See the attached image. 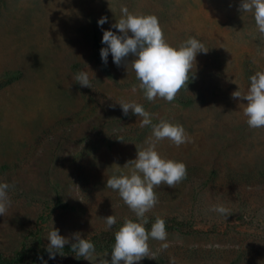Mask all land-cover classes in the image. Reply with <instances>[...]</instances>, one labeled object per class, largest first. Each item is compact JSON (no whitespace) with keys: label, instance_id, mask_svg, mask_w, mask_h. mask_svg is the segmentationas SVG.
I'll list each match as a JSON object with an SVG mask.
<instances>
[{"label":"rangeland","instance_id":"1","mask_svg":"<svg viewBox=\"0 0 264 264\" xmlns=\"http://www.w3.org/2000/svg\"><path fill=\"white\" fill-rule=\"evenodd\" d=\"M241 2L0 0V183L12 185V206L0 216L1 251L38 233L48 245L53 226L66 238H86L107 232V216L118 217L113 228L125 217L135 221L106 187L108 177L130 173L123 167L152 131L131 111L123 114L118 103L125 100L142 104L154 124H182L193 138L179 148L157 145L162 157L186 164L188 178L154 189L160 202L149 222L159 216L180 228H166V250L150 240L156 258L138 264H264V129L248 127L240 107L247 101L231 95L264 71V34L251 13L238 10ZM122 7L157 16L174 47L195 37L209 49L197 55L187 90L173 103L133 94L135 73L111 53L102 61L103 31L122 35L111 27ZM79 71L92 89L75 82ZM216 203L231 215L209 211ZM97 253H109L110 264L111 250Z\"/></svg>","mask_w":264,"mask_h":264},{"label":"clouds","instance_id":"2","mask_svg":"<svg viewBox=\"0 0 264 264\" xmlns=\"http://www.w3.org/2000/svg\"><path fill=\"white\" fill-rule=\"evenodd\" d=\"M238 10L243 14L251 13L256 29L264 34V0H242ZM121 13V18L111 27L122 35L111 30L103 31L102 44L107 47L100 51L102 61L107 64L111 53L113 62L118 67L123 65L127 68V72L131 69L135 73L138 83L131 87L133 94L139 90L148 102L155 103L157 99H162L173 103L182 90H187L190 78L194 75L197 55L207 53L209 49L195 37H189L179 46L174 47L165 38L157 16L133 14L127 7H122ZM107 20V17H103L98 24L102 27ZM129 57H132L130 61ZM73 79L81 87L92 89L86 71L77 72ZM249 80L250 85L246 92L239 87V90L231 95L233 99L240 98L247 101L246 105L242 104L240 107H243V115L246 117L248 127L253 130L264 129V71H256ZM118 104L125 116L131 111L141 118L140 127L150 126L152 129L144 146L136 145V159L129 160L123 167L130 169V173L113 175L106 181L107 189L117 192L136 218L134 221L125 217L123 225L115 232L110 264H138L145 258H156L150 240L159 241L162 249L166 250L169 247L166 222L163 218L157 216L150 230L145 227L149 223L147 214L160 202L154 189L162 185L175 188L188 178L186 164L162 157L157 151V145L168 140L171 145L179 148L193 143V138L182 124L168 120H160L159 123L154 124L153 114L142 104L125 100H121ZM11 187L12 185L8 183H0V216H7L12 206L9 196ZM209 211L225 218L231 215V209L223 203L213 204ZM102 220L105 231H109L117 224L118 217L110 215ZM46 238L49 241L46 251L50 259H55L57 254L63 256L65 246L70 245L75 257H81L91 264H97V261L98 264H109V260L106 259L109 253L98 254L96 245L91 240L82 238L79 232L73 233L71 238H66L53 226Z\"/></svg>","mask_w":264,"mask_h":264},{"label":"trees","instance_id":"3","mask_svg":"<svg viewBox=\"0 0 264 264\" xmlns=\"http://www.w3.org/2000/svg\"><path fill=\"white\" fill-rule=\"evenodd\" d=\"M154 222L155 219L145 225L146 229L150 230ZM120 227L86 238L96 245L97 252L110 251L115 243V232ZM166 228L179 229L180 227L179 225H169L166 222ZM46 247L47 244L42 241L40 233L34 235V237L29 236L25 243L17 250L10 252L0 250V264H45V262L46 264H57V261H60L61 264H82L83 258L75 257V253L71 251L70 245L65 246L63 256L57 254L55 259L49 258Z\"/></svg>","mask_w":264,"mask_h":264}]
</instances>
